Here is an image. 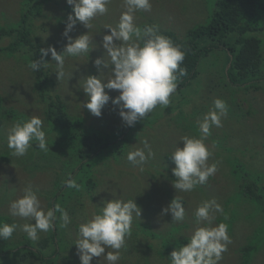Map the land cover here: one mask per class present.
Wrapping results in <instances>:
<instances>
[{
	"label": "rangeland",
	"instance_id": "374dc122",
	"mask_svg": "<svg viewBox=\"0 0 264 264\" xmlns=\"http://www.w3.org/2000/svg\"><path fill=\"white\" fill-rule=\"evenodd\" d=\"M21 1L0 0V26H9L19 21L20 11L24 5ZM150 2L151 10L137 11L134 14V23L138 27L152 23L159 26L158 29L170 30L179 37H183L188 30L196 26L204 25L215 9V0H150ZM124 10L123 0H111L107 13L98 15L91 21L92 29L88 31L79 22L76 24L69 35L76 39L88 31L87 34L93 38L91 47L95 48L89 53V56H66L62 78L58 79L56 64L51 59L50 53L46 59L47 67L43 66L50 79L49 85L45 86L44 91L50 96L57 95L61 98L67 114L71 116L72 123L76 125V127L70 128V131L75 129L79 140L84 132L90 130L99 131L101 134H110L117 127L126 125L119 115V108L112 104V99L119 95L118 91L105 90L108 92L110 100L102 109V115L96 117L83 106L87 101V96L82 89L83 81L87 76H99V72L94 66L95 59L104 57L106 61L110 62V58L101 46L102 37L104 34L110 33L109 29H105L106 26L115 27L119 23L120 15ZM69 14H72V6L68 5L66 0H58V8L56 3L49 0L44 4L40 15L33 17L32 32L42 42V48L47 49L52 46L58 53L63 51L68 43L63 32ZM251 36L261 39L264 54V31L251 33ZM6 44V39L0 41V45ZM220 53L218 55L213 51L201 61L197 79L181 90L175 91L171 95L170 104L167 107L157 105L143 120L137 121L134 126L129 127L125 149L120 150L117 145H113L99 157L96 154L87 159L88 166L75 173L73 179L76 183L80 181L79 185H81V178L87 174L89 166H92L90 176L86 178L99 183V186L94 188L93 199L90 202L84 201L81 207L77 206V212L67 211L68 203H61L62 208L68 212L71 223L66 228H61L58 219L59 231L56 233L59 237L56 236L63 238L62 245L70 250L68 253L69 260H71L69 264H81L77 247L74 244L79 224L90 219L93 214H98L100 207H103V201L114 198L124 201L135 200V203L141 208V217L133 219V229L136 221L141 222L144 226H151L149 231L154 233L165 232L166 227L168 229L173 223L176 225L185 224L179 235L181 239L186 238L187 242L197 227L194 212L202 202L215 199L224 210L225 201H229L228 212H234L238 218L232 224V230L228 229L231 243L228 245L227 251L222 254L219 264H264V243H261V247L246 259L241 258L238 253L239 248L246 244L248 239L254 240L252 235L257 229L264 228V208L256 211L254 206L244 204L242 200L230 199L236 183L230 173L235 164L228 160L229 155H232L233 161L239 157H241L240 160H244L246 152L251 155L258 144L260 146H257L256 152H253L249 157L247 164L256 169H262L264 165V160L261 159L264 155V149L261 148L264 140V83L261 82L259 90L255 86L248 87V85L243 88L233 85L229 79L228 81L219 73V70L222 69L223 57L226 58L225 53ZM25 61H15L14 57L4 58L0 55V97L3 99V106L16 110L27 120L33 116L41 118L47 141L51 140L55 143L48 144L49 151L45 152L35 149L32 142V147L27 154H32L34 161L27 165L32 166L36 162L40 164V169L37 170H30L27 166L17 164L15 161L5 163L0 160V213L8 215L14 220L13 223L18 225L15 233L20 234L19 236L26 234L21 230V227L24 224L34 223V221L31 218L12 216L10 203L22 196L26 187L31 186L36 191L42 208L47 211V198L54 195L56 180L68 179L67 176L73 174L71 171L68 175L67 171L60 169L62 166L66 169L65 165H70V161L66 159V162L65 158L70 157L73 147L76 145L74 143L73 146H70L72 148L62 146L59 142L65 138L63 135L66 134L61 133L58 127H52L49 124L46 126L42 117L44 104L36 95L37 80L33 70L24 63ZM103 71L101 78L106 82L111 74L110 68L103 69ZM262 72L261 76L264 77V66ZM217 98L230 105L228 106L230 112L222 117V126H213L210 130L211 134L204 141L212 153L208 163L209 165L217 163V171L208 178L206 183L198 184L191 192L176 191L173 186L176 178L172 172L175 164L167 156H170L177 146L183 147V141H180L181 137L199 138L198 121H202L204 115L213 109V101ZM233 107L240 109L238 118H236V112H233ZM207 109L208 111L203 114L202 112ZM13 124L14 122H5L0 129L2 138L0 139V151L3 152L0 154H7L10 157H16L9 152L11 149L7 146L8 130ZM145 140L148 141L155 155L143 165V170H141L140 167L132 165L127 160V154L129 151L143 148ZM78 145L83 147L82 142H79ZM111 150L115 151L110 152ZM145 151L147 153V150ZM49 154V160L42 159L48 157ZM63 161L64 163H62ZM69 190L66 191L68 195L63 196L62 193L61 195L66 198L71 193L68 192ZM74 191L76 192L71 198L75 202L81 201L82 203L81 188L79 191L76 189ZM171 196L182 197L185 200L183 205L185 219L181 222L172 221L171 213L162 214V209L171 203ZM254 212H256L255 220L251 215ZM223 214L214 213L213 226L222 223L218 222V219H221ZM134 232L132 230L131 235L126 237L125 246L120 250L121 258L118 264H134L138 259L144 260L147 264H164L166 261L157 259L154 253L149 255V251L145 248L146 245L150 246L151 241H158L150 240L145 235L140 237L139 233H137L139 237H136ZM40 234L41 238H47L45 232H40ZM46 250L45 254L48 252V249ZM107 251L112 250L106 249V253ZM147 256H150L149 260L146 258ZM34 263L37 262L32 260L31 264ZM91 264H107V261L103 256L94 257Z\"/></svg>",
	"mask_w": 264,
	"mask_h": 264
},
{
	"label": "clouds",
	"instance_id": "9594fccd",
	"mask_svg": "<svg viewBox=\"0 0 264 264\" xmlns=\"http://www.w3.org/2000/svg\"><path fill=\"white\" fill-rule=\"evenodd\" d=\"M72 6V14L67 17L63 36L68 43L62 52L55 47L41 48V58L31 62L30 68L39 71L42 66L47 67L44 57L51 54L55 61L58 79L64 76L65 57H80L88 55L95 48L91 47L93 39L87 33L93 28L91 21L98 15L108 11L111 0H66ZM124 11L120 15L119 23L106 26L109 34H104L101 46L110 58V62L97 58L94 66L99 76L89 75L83 81L82 89L87 96L84 103L90 113L96 117L102 115V109L109 102L110 96L105 90L118 91L112 104L119 108V115L129 127L137 121L143 120L157 105L167 107L170 97L175 93L177 80L186 74L180 67L185 58V52L179 45H175L168 37L159 34L155 26H146L143 30L134 23L135 13L139 10L150 11V0H123ZM82 24L87 33L73 39L69 33L77 23ZM110 68V77L101 78L103 69ZM260 89L261 84L257 85ZM213 109L206 113L202 121H198L200 136H183V147H176L171 153V160L175 167L172 169L173 183L176 191L191 192L198 184L207 182L217 171V163L209 165L212 155L205 144L211 134V128L222 126V117L228 112L227 103L217 98L213 101ZM36 142L42 151H49L43 121L37 116L27 121L15 122L8 130L7 146L16 157L25 156ZM144 147L129 151L127 160L143 170V165L154 157L147 140ZM147 150V153L146 151ZM67 188L80 190V185L74 179H67ZM12 216L31 218L34 223L24 224L21 230L32 241L39 239L40 232H48L55 227L56 213H59L60 227L66 228L71 218L66 210L55 205L45 211L41 201L31 186L23 190V195L10 203ZM141 208L135 200L112 199L103 201L98 214L79 224L75 245L81 264H91L94 257H102L107 264H118L121 258L120 250L125 246V239L131 235L134 217H141ZM171 213L172 221L181 222L185 219V208L180 199H173L162 209V214ZM214 213H223L222 206L215 199L202 202L194 212L195 228L190 240L179 249L170 253V264H219L222 254L227 251L231 238L228 225L219 223L213 226ZM226 218V217H225ZM18 225H0V239L8 240L12 237ZM111 249L112 251H107ZM106 253V254H105Z\"/></svg>",
	"mask_w": 264,
	"mask_h": 264
},
{
	"label": "trees",
	"instance_id": "16d2710c",
	"mask_svg": "<svg viewBox=\"0 0 264 264\" xmlns=\"http://www.w3.org/2000/svg\"><path fill=\"white\" fill-rule=\"evenodd\" d=\"M22 1L24 5L21 10L22 12L20 11L19 21L9 26H0V41L7 40L6 45H0V55L4 58L14 57L15 61L26 60L24 63L30 67L31 62L41 58L40 49L42 48V42L32 32V26H34L33 17L40 15L44 4L49 0ZM50 1L56 3L58 8V0ZM146 26L159 27L151 23L150 25L143 24L140 28L143 30ZM262 31H264V0H215V9L206 23L188 30L183 37H179L170 30L159 29V34L168 37L185 52V58L180 67L185 70L186 74L177 80L178 87L176 91L181 90L184 86L191 84V82L193 83L197 79L200 73L198 67L201 61L213 51L218 55L221 54L220 52L226 54V58L223 57L222 60V69L219 70L221 76L227 80L229 79L237 87L246 88L249 85L248 87L255 86V88H259L257 85H260L261 82L264 83V77L261 76L264 66L263 45L261 39L256 36H251V33ZM46 59L47 57H44L45 61ZM33 74L38 85L36 95L44 104L42 117L44 118L46 126L49 124L52 127H58L61 133L66 134L63 135L65 138H62L59 142L62 146L72 148L70 146L76 143L70 157L65 158V160L68 159L70 161V165H65L66 169L63 166L60 169L61 171H67L68 175L71 171L73 172L71 176H67L68 179H73V176L76 175L75 173L87 167V159L92 158L94 155L98 154L99 157L113 145H117L120 150L127 147V141L125 142L126 136L129 134L127 132L129 126L127 125L117 127L110 134H101L99 131L90 130L86 133L84 132L81 135L82 139L80 138L79 140L75 129L72 132L70 131L76 125L72 123L71 116L67 114L61 98L57 95L50 96L44 91L45 86L47 87L49 85L50 79L44 71L43 66L39 71H33ZM227 106L230 105L227 104ZM236 108L233 107V112H236V118H238L240 109L237 108L236 110ZM207 111L208 109L202 113L204 114ZM229 112L230 109L228 110ZM23 121H27L26 117H22V115L18 114L12 108L4 107L3 99L0 97V129L5 122L15 123ZM0 139L2 138L0 137ZM79 142H82L83 147L78 145ZM51 143L55 142L49 140L48 144ZM262 143L263 146L261 148L264 149V140ZM33 146L39 150L36 142H33ZM257 146L260 145L257 144L253 152H256ZM114 151L111 150L110 152ZM0 152L3 153L2 151ZM9 152L12 153V150H9ZM50 154L48 157L46 156L42 159L45 161L49 160ZM251 155L246 152V160H240L241 157H239L235 161L232 160V155H229V162L235 164L230 173L235 178V183L237 184V186L235 184V190L232 194L234 198L230 196V199L242 200L244 204L254 206L253 208L257 211L258 209L262 210L264 208V165L262 169L249 167L247 161ZM26 157H10L7 154H0V160L2 162L9 163L15 161L17 164L27 166L30 170L40 169V164L36 162L32 166L27 165V163L34 161L32 154H27ZM39 158L41 159V157ZM167 158L171 160V155L167 156ZM261 159L264 160V155ZM91 168L92 166H89L87 174L81 178L80 194L82 196V203L81 201H73L71 196L76 192L74 191L75 189L67 188L64 183L67 179L61 178L56 180L54 195L48 196L47 198L48 209L53 208L57 204L62 208L61 203H68L66 210L77 212V208L81 207L84 201L90 202L93 199L94 188L99 186V183L94 182L90 178H86L90 176ZM79 183L80 181L77 184ZM68 189L71 190L68 191L71 193L64 198L63 196L68 195L66 193ZM175 198L180 199L183 205L185 204V200L182 197L171 196L170 202ZM228 204L229 201H225L224 214L221 219H218V222L227 224L229 231H231L232 224L238 216L234 212H228ZM58 214L56 213L57 220L54 222V229L46 232L47 238H41V234L39 233V239L32 241L26 234L19 236L20 234L18 235L14 231L10 239H0V264H31L32 260L37 262L34 264H69V261H71L68 255L70 250H67L62 245L61 240L63 238H57L58 235L56 232L59 231L57 227L59 225ZM255 214L256 212L251 214L253 220H255ZM13 221L10 216L0 213V225L5 223L13 224ZM183 226L185 224L176 225L173 223L170 225L171 228L168 227L167 229L166 227L165 232L154 233L153 231H149L151 230V226H144L141 222L136 221L134 229L132 228V230L135 231L134 236L136 237L145 235L150 240L158 241H151L150 246L146 245L145 248L149 251V255L154 253L157 259L166 261L164 264H170V253L175 248L179 249L187 243V239H181L179 235ZM252 236L254 237L253 241L250 238L246 244L239 248L238 253H240L241 258L246 259L261 247V243H264V228L260 227ZM46 249H48L47 254H45ZM146 258L149 260L150 256ZM134 264L147 263L142 259H138Z\"/></svg>",
	"mask_w": 264,
	"mask_h": 264
}]
</instances>
